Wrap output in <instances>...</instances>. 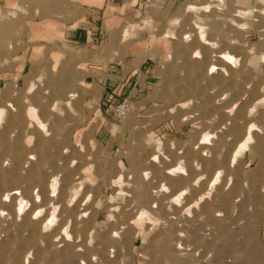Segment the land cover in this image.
<instances>
[{
	"label": "rangeland",
	"instance_id": "374dc122",
	"mask_svg": "<svg viewBox=\"0 0 264 264\" xmlns=\"http://www.w3.org/2000/svg\"><path fill=\"white\" fill-rule=\"evenodd\" d=\"M137 9L103 19L96 41L41 42L29 57L37 22L67 23L77 10L68 0L0 6V264H264V7ZM224 53L236 63L220 62ZM144 59L152 82L140 102L129 99L123 117L114 102L102 109L86 63Z\"/></svg>",
	"mask_w": 264,
	"mask_h": 264
},
{
	"label": "crops",
	"instance_id": "0c3cea01",
	"mask_svg": "<svg viewBox=\"0 0 264 264\" xmlns=\"http://www.w3.org/2000/svg\"><path fill=\"white\" fill-rule=\"evenodd\" d=\"M11 1L16 0H0V6ZM242 1L252 5L258 3L264 7V0ZM68 2L77 10L76 16L67 23L37 22L32 29L35 42L32 48L24 53L25 56H38L42 47L41 42L61 40L66 44L78 46L96 41L97 26L103 19L134 15L138 12V0H68ZM101 57L108 58L109 54L103 53ZM151 62L149 59H144L137 65L133 62L118 61L87 62L84 82L100 90L99 104L102 109L108 107L110 102L119 103L123 99L135 98L134 102L139 103L141 93L152 82Z\"/></svg>",
	"mask_w": 264,
	"mask_h": 264
},
{
	"label": "bare ground",
	"instance_id": "6f19581e",
	"mask_svg": "<svg viewBox=\"0 0 264 264\" xmlns=\"http://www.w3.org/2000/svg\"><path fill=\"white\" fill-rule=\"evenodd\" d=\"M211 1V3H213V4H217V2H219V1H222V0H210ZM208 9H209V7L206 5V6H204V7H202L200 10L201 11H203V12H207L208 11ZM198 42L199 43H201L202 45H207V43H206V40L205 39H203V34L200 32V34H199V36H198ZM217 58H218V60H220V62H222V63H225V64H230V63H233V64H235L236 63V60L235 59H233L231 56H229V55H227V54H219L218 56H217ZM261 60H262V58H261ZM224 67L223 66H221V65H219L218 67H215V66H211L209 69H208V71H210V73L211 72H213V71H220V72H225V69H223ZM0 114H2V110H0ZM256 129H255V126L253 125V124H250L249 126L247 125V127H246V129H245V134H244V137H243V140L244 141H247V140H249L250 138H251V134H252V131H255ZM208 140V136L207 135H204L202 138H201V140H200V144H205L206 143V141ZM238 150V149H237ZM237 150H236V152L234 153V155H232V157L230 158V160H229V164L231 165H233L234 163H235V157H236V154H237ZM153 160L154 159H156L155 157L154 158H152ZM152 160V161H153ZM178 174L179 175H184V176H187V174L185 173V171L184 170H179V172H178ZM50 190H51V192L50 193H54V187H52V188H50ZM165 192H166V190H165ZM185 191H180V192H178L175 196H173L172 198H171V200H170V202L174 205V206H180V198H181V196L182 195H185ZM11 197H10V200H15L16 201V205H17V211L18 212H20V213H22L23 211L25 212V211H27L29 208H30V203H27V202H24L23 200H22V198L20 199V198H16V196H20V194L18 193V192H16V191H13V192H11ZM50 196H51V194H50ZM21 197V196H20ZM201 200V196H200V198H199V201ZM34 201L35 202H40L41 201V198H40V196L39 195H35V197H34ZM52 210H55V208L54 209H52ZM187 211L189 210V208H187L186 209ZM41 213H43V209L42 208H40V209H38V210H36V212L34 213V215L35 216H39V214H41ZM41 216V215H40ZM52 218H53V215H52ZM52 218H50L51 220H52ZM50 219H48V220H50ZM55 221V220H54ZM48 222H50V221H48ZM53 222V221H52ZM47 224V223H46ZM50 224V223H49ZM49 224L48 225H46V229H47V226H49ZM51 225V224H50ZM49 228V227H48ZM45 231V230H44ZM65 233V232H64ZM68 235V234H67ZM69 237V236H68ZM57 236H55L54 237V241H56L57 240ZM65 238H66V236H65ZM67 239V238H66ZM1 248V247H0ZM3 248V247H2ZM8 250V249H7ZM1 252V251H0ZM229 253V252H228ZM76 256H78V255H76ZM64 257V256H63ZM253 264H257V262H254Z\"/></svg>",
	"mask_w": 264,
	"mask_h": 264
},
{
	"label": "built area",
	"instance_id": "2783aa9c",
	"mask_svg": "<svg viewBox=\"0 0 264 264\" xmlns=\"http://www.w3.org/2000/svg\"><path fill=\"white\" fill-rule=\"evenodd\" d=\"M113 102H110L108 107L110 109H112ZM131 105V102L129 101V99H123L121 102L116 103L115 106V110L114 112H116L119 116H125L129 110V106Z\"/></svg>",
	"mask_w": 264,
	"mask_h": 264
}]
</instances>
